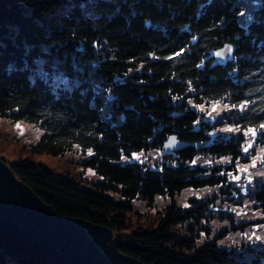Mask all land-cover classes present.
I'll return each mask as SVG.
<instances>
[{
  "label": "trees",
  "instance_id": "trees-1",
  "mask_svg": "<svg viewBox=\"0 0 264 264\" xmlns=\"http://www.w3.org/2000/svg\"><path fill=\"white\" fill-rule=\"evenodd\" d=\"M239 11L236 0H0V115L42 130L32 151L90 150L83 163L100 179L85 188L28 159L9 163L15 175L58 215L118 233L134 199L168 196L155 225L137 228L118 247L144 264H264L219 245L217 237L236 227L204 226L211 199L190 208L174 202L187 188L207 186L235 202L227 178L243 158L241 143L211 139L201 105L229 107L221 116L260 130L264 142V0L246 26ZM225 43L235 46L232 62L204 61ZM56 76L64 82L54 83ZM94 82L109 95L106 108ZM170 135L185 146L160 165L121 162L161 149ZM197 155L229 161L208 167L194 164ZM247 194L264 214V186ZM200 229L208 238L198 244ZM0 264L59 263L0 226Z\"/></svg>",
  "mask_w": 264,
  "mask_h": 264
},
{
  "label": "rangeland",
  "instance_id": "rangeland-1",
  "mask_svg": "<svg viewBox=\"0 0 264 264\" xmlns=\"http://www.w3.org/2000/svg\"><path fill=\"white\" fill-rule=\"evenodd\" d=\"M240 6L238 12V22L246 26L252 18V9L260 6V0H236ZM64 78L55 77L53 82H64ZM94 90L99 92L103 99L104 107L108 94L100 92L97 83H93ZM202 119L210 124L206 132L210 138H220L224 140L235 138L241 143L242 160L236 163L235 171L228 176L227 180L231 188L229 193L235 202L229 204L217 192L215 187L207 186L203 188H187L174 196L176 206L180 208H190L195 202H203L211 199L212 203L208 204L207 213L209 223L204 222V226L211 225L212 229L227 226L233 221L236 229L230 231L225 238L217 237V241L222 248H232L233 254L237 258H251L258 255L264 260V214L259 208L252 207V200H247L249 192L254 188L264 186V142H261L262 134L260 130L240 127L239 123L227 121L226 117L221 116L223 113L228 114L229 107L220 103L210 105H201L199 107ZM230 119L234 115L229 114ZM42 130L26 120H10L8 117L0 115V158L5 159L8 163L20 162L28 159L34 163H43L55 175H68L78 180V184L85 188L94 189L92 182L100 179L95 170L83 162L91 155L90 150L87 153H81L76 149L67 150L61 155H52L47 152H35L30 149L32 144L39 141ZM242 137L243 139H239ZM173 153V152H172ZM165 153L161 149L149 148L139 152H133L131 155H123L121 162L128 161L138 162L153 167L166 160ZM229 160L224 158L212 159L197 155L194 164L206 165L211 167L217 163L228 164ZM106 195L117 197L113 190H104ZM237 194V195H236ZM222 199V201H220ZM168 196H157L151 204L145 203L140 199H134L132 210L127 212L126 225L119 232V239L130 238L131 233L137 228L150 229L153 227L162 213L163 208L170 203ZM241 203V204H240ZM213 218V219H212ZM220 222V223H219ZM213 224V226H212ZM227 230L228 227L226 228ZM219 230H215L210 237L214 236ZM200 241L208 237L205 230L200 229ZM209 237V238H210Z\"/></svg>",
  "mask_w": 264,
  "mask_h": 264
},
{
  "label": "water",
  "instance_id": "water-1",
  "mask_svg": "<svg viewBox=\"0 0 264 264\" xmlns=\"http://www.w3.org/2000/svg\"><path fill=\"white\" fill-rule=\"evenodd\" d=\"M234 50V45L225 43L211 50L204 61L212 59L210 66L225 65L232 61ZM183 146V142L170 135L161 148L170 152ZM0 226L59 264H144L118 249L119 233L111 228L58 215L15 175L3 158H0Z\"/></svg>",
  "mask_w": 264,
  "mask_h": 264
}]
</instances>
